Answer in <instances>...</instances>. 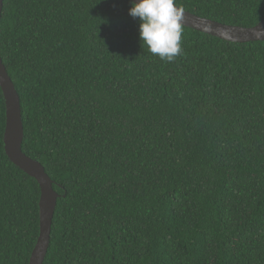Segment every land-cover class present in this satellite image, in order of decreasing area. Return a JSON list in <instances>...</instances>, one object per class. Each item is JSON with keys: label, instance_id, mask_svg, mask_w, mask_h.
<instances>
[{"label": "trees", "instance_id": "16d2710c", "mask_svg": "<svg viewBox=\"0 0 264 264\" xmlns=\"http://www.w3.org/2000/svg\"><path fill=\"white\" fill-rule=\"evenodd\" d=\"M223 24L264 0H175ZM131 0H4L0 56L22 151L58 194L43 264H264V41L183 26V55L142 47ZM0 264H29L40 187L4 149Z\"/></svg>", "mask_w": 264, "mask_h": 264}, {"label": "water", "instance_id": "95a60500", "mask_svg": "<svg viewBox=\"0 0 264 264\" xmlns=\"http://www.w3.org/2000/svg\"><path fill=\"white\" fill-rule=\"evenodd\" d=\"M0 0V20L3 8ZM183 26L209 34L229 42L245 43L264 41V20L252 27L223 24L208 18L184 11ZM0 88L5 100L6 127L4 131V149L10 161L29 176L33 177L40 187L39 234L29 258V264H43L51 235V225L57 205L58 194L53 189V182L37 160L22 151L24 128L21 114L20 97L7 73L0 56Z\"/></svg>", "mask_w": 264, "mask_h": 264}, {"label": "clouds", "instance_id": "9594fccd", "mask_svg": "<svg viewBox=\"0 0 264 264\" xmlns=\"http://www.w3.org/2000/svg\"><path fill=\"white\" fill-rule=\"evenodd\" d=\"M129 15L138 18L142 47L166 62L183 55L185 13L175 0H131Z\"/></svg>", "mask_w": 264, "mask_h": 264}]
</instances>
